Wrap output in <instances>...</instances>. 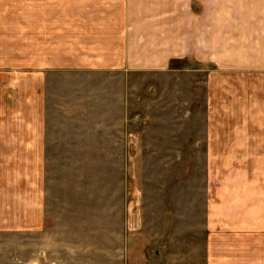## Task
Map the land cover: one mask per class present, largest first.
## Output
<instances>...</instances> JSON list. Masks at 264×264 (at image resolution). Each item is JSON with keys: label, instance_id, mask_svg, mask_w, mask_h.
I'll return each instance as SVG.
<instances>
[{"label": "crops", "instance_id": "0c3cea01", "mask_svg": "<svg viewBox=\"0 0 264 264\" xmlns=\"http://www.w3.org/2000/svg\"><path fill=\"white\" fill-rule=\"evenodd\" d=\"M184 67L203 106L197 260L264 264V0H0V164L36 189L45 165V189L46 165L132 163L124 85ZM148 244L130 233L125 264H164Z\"/></svg>", "mask_w": 264, "mask_h": 264}, {"label": "rangeland", "instance_id": "374dc122", "mask_svg": "<svg viewBox=\"0 0 264 264\" xmlns=\"http://www.w3.org/2000/svg\"><path fill=\"white\" fill-rule=\"evenodd\" d=\"M130 80L132 163L118 150L115 164L46 165L45 189V165L36 189L30 165L0 164V264H125L141 232L164 264H200L203 149L189 145L203 137L202 101L189 99L187 67Z\"/></svg>", "mask_w": 264, "mask_h": 264}]
</instances>
